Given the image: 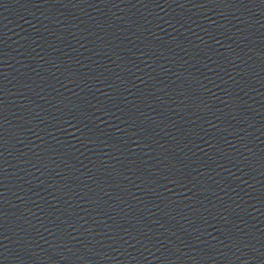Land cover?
Listing matches in <instances>:
<instances>
[{"label": "water", "instance_id": "obj_1", "mask_svg": "<svg viewBox=\"0 0 264 264\" xmlns=\"http://www.w3.org/2000/svg\"><path fill=\"white\" fill-rule=\"evenodd\" d=\"M0 264H264V0H0Z\"/></svg>", "mask_w": 264, "mask_h": 264}]
</instances>
